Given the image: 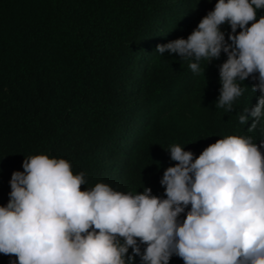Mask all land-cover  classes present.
<instances>
[{
  "label": "trees",
  "instance_id": "obj_1",
  "mask_svg": "<svg viewBox=\"0 0 264 264\" xmlns=\"http://www.w3.org/2000/svg\"><path fill=\"white\" fill-rule=\"evenodd\" d=\"M215 3L0 0V206L9 200L12 172H22L32 155L70 161L74 174L86 173L81 190L104 182L166 198L159 181L176 163L171 145L195 157L226 135L259 144L264 121L247 132L251 119L244 126L237 120L256 104L259 92L250 88L257 81H243L249 90L226 113L215 107L224 53L202 60L195 74L194 61L156 52L158 44L187 38ZM221 31L227 40L229 25ZM0 264L10 257L0 253ZM169 264L184 262L173 255Z\"/></svg>",
  "mask_w": 264,
  "mask_h": 264
},
{
  "label": "clouds",
  "instance_id": "obj_2",
  "mask_svg": "<svg viewBox=\"0 0 264 264\" xmlns=\"http://www.w3.org/2000/svg\"><path fill=\"white\" fill-rule=\"evenodd\" d=\"M260 9L264 0H216L187 38L156 46L160 55L194 61L189 68L195 74L202 60L224 53L215 107L226 113L249 90L243 81H257L250 88L259 92L256 104L237 117L242 126L251 119L247 132L264 121ZM255 141L226 135L195 157L171 145L166 151L176 163L159 181L166 198L149 187L118 191L104 182L81 190L86 173L74 174L70 161L46 154L24 158L0 206V253L10 264H135L136 257L140 264H169L173 255L184 264H264V139Z\"/></svg>",
  "mask_w": 264,
  "mask_h": 264
}]
</instances>
